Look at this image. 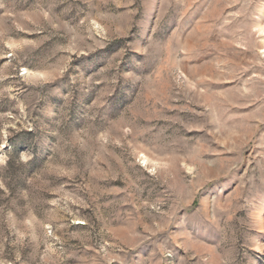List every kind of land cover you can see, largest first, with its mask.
Returning <instances> with one entry per match:
<instances>
[{
  "label": "rangeland",
  "instance_id": "rangeland-1",
  "mask_svg": "<svg viewBox=\"0 0 264 264\" xmlns=\"http://www.w3.org/2000/svg\"><path fill=\"white\" fill-rule=\"evenodd\" d=\"M0 264H264V0H0Z\"/></svg>",
  "mask_w": 264,
  "mask_h": 264
}]
</instances>
